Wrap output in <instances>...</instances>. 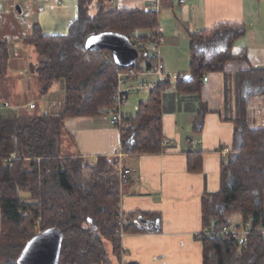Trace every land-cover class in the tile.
Segmentation results:
<instances>
[{
  "label": "trees",
  "instance_id": "trees-1",
  "mask_svg": "<svg viewBox=\"0 0 264 264\" xmlns=\"http://www.w3.org/2000/svg\"><path fill=\"white\" fill-rule=\"evenodd\" d=\"M78 7V17L67 35L45 36L36 24L33 35L25 41L38 56V64L31 70L40 96H47L58 82L64 83L62 112L0 121V264H20L27 243L49 230L63 236L57 264H111L108 244L116 259H122L121 240L116 233V210L123 187L120 159L98 157L94 163L83 156L66 157L61 141L66 118L116 111L113 95L116 71L121 67L108 50L86 51L87 39L104 32L128 38L137 32H148L141 35L142 40L156 42L158 16L106 9L103 2L94 0H78ZM93 8L97 13H91ZM244 33V25L221 24L191 34L189 75L174 81L180 96H191L200 102L203 76L225 75L226 103L234 113L233 151L222 165L220 190L202 199V225L208 229L213 224L221 228L250 223L253 230L240 241L202 235L203 264H264V234L260 232L264 230V128L253 129L248 121L249 97L264 96V68L251 67L233 77L225 72L230 61H248L245 49L239 55L232 53L234 43ZM6 61L7 44L0 41V79L6 71ZM170 80L160 81L149 100L140 103L138 112L124 121L131 125L130 129L119 130L124 154H158L168 148L162 120L165 93L173 88ZM229 96L234 97V109L229 106ZM207 113V109L199 113L196 132L201 131ZM199 159L190 155V171H201ZM155 217L152 222H158ZM146 220L150 223L151 219ZM144 231L150 228H142L139 221L132 223L131 219L128 233Z\"/></svg>",
  "mask_w": 264,
  "mask_h": 264
},
{
  "label": "crops",
  "instance_id": "crops-1",
  "mask_svg": "<svg viewBox=\"0 0 264 264\" xmlns=\"http://www.w3.org/2000/svg\"><path fill=\"white\" fill-rule=\"evenodd\" d=\"M97 1L103 2L106 9L139 12H146L151 3L158 1L156 33L164 38L160 46L162 74L150 80L160 82L174 75L188 77L190 35L221 24L244 25L245 33L234 43L232 53L239 55L245 49L248 58L228 62L225 72L233 77L251 67L264 68V0H94ZM78 12V0H0V41L7 44L6 71L0 79V121L44 115L50 108L60 111L54 114L62 112L64 86L62 103L54 101L53 106H48L53 92L40 96L31 70L38 64V56L25 41L33 35L36 24L45 36L67 35ZM91 13H97V8ZM205 75L209 78L208 82L203 81L200 102L191 96H180L174 89V80H170L173 88L165 93L162 120L169 145L162 153L120 157L121 134L110 124L109 115L70 117L64 121L63 156H83L93 161L98 157H118L120 169L131 171L128 184L121 188V209L132 223L139 221L140 227L150 228L149 232H132L120 239L121 262L108 244L111 264H203L202 199L207 193L220 190L221 168L233 151L235 132L231 121L234 113L226 103L225 75ZM230 84L232 89L234 83ZM249 93L247 87L246 94ZM131 96L122 111L126 115H135L140 103L150 98L149 94ZM233 100L229 96V106L234 109ZM205 109L208 113L203 127L196 132L194 125ZM248 121L253 129L264 128V96L249 97ZM190 155L200 157V172L190 171ZM152 215L159 218L158 222H152ZM146 219H151L150 223Z\"/></svg>",
  "mask_w": 264,
  "mask_h": 264
},
{
  "label": "built area",
  "instance_id": "built-area-1",
  "mask_svg": "<svg viewBox=\"0 0 264 264\" xmlns=\"http://www.w3.org/2000/svg\"><path fill=\"white\" fill-rule=\"evenodd\" d=\"M21 1V0H15ZM60 1V0H58ZM186 0H180V3H184ZM114 0H110L113 3ZM158 1L151 3L146 12L158 13ZM130 42L138 52L137 62L130 67H121L117 72V84L113 95L116 111H112L109 114L110 124L117 129H130L131 125L125 124L124 121L128 115L122 112L128 99L131 95L135 94H153L157 91L159 82L150 80L151 77L162 74L161 58H160V46L164 43V38L157 34L156 42H145L142 40V36L137 32L131 35ZM142 58V59H141ZM155 62L153 67L149 64ZM120 67V66H119ZM180 75L169 76L167 78L176 81ZM208 75L203 76V81L208 82ZM31 109H34V105H30ZM229 153L228 150L224 151ZM124 155L120 153V157ZM96 163V160H94ZM131 171L122 169L120 171V184L126 185L129 181ZM118 217V229L116 231L120 239L124 238L128 234V227L131 224V218L128 214L124 213L119 205L116 210ZM252 227L250 223H247L245 227H241L238 224L224 225L221 228H215L214 224L211 228L204 229L202 235L207 237H216L222 240H243L252 233ZM260 232L264 234V230L260 229Z\"/></svg>",
  "mask_w": 264,
  "mask_h": 264
},
{
  "label": "water",
  "instance_id": "water-1",
  "mask_svg": "<svg viewBox=\"0 0 264 264\" xmlns=\"http://www.w3.org/2000/svg\"><path fill=\"white\" fill-rule=\"evenodd\" d=\"M85 50L90 52L108 50L115 64L120 67H130L138 60V52L129 38L115 32L92 35L85 43ZM141 220L146 222L144 219ZM62 242L63 236L56 230L39 233L27 243L19 262L20 264H57Z\"/></svg>",
  "mask_w": 264,
  "mask_h": 264
},
{
  "label": "rangeland",
  "instance_id": "rangeland-1",
  "mask_svg": "<svg viewBox=\"0 0 264 264\" xmlns=\"http://www.w3.org/2000/svg\"><path fill=\"white\" fill-rule=\"evenodd\" d=\"M157 16H159L158 14H157ZM63 86H64V83L62 82V81H60V82H58L57 84H56V86L52 89V92H53V95L52 96H49L50 98H49V100H47L48 101V106L49 105H52L53 106V102L55 101L56 103H62V98H63V94H62V92H63ZM134 95H136L135 93L131 96V97H134ZM63 100H64V98H63ZM141 100V99H140ZM37 102V101H36ZM57 110V111H56ZM122 111L124 112L125 111V108H122ZM48 113H51V114H54L55 112H60V111H58V109L57 108H53V109H49L48 111H47ZM36 114V113H35ZM107 248H108V245H107Z\"/></svg>",
  "mask_w": 264,
  "mask_h": 264
}]
</instances>
